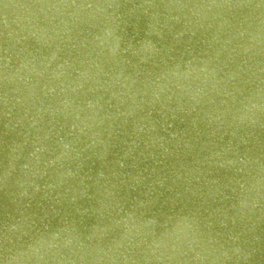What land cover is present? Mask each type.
<instances>
[{
	"label": "water",
	"instance_id": "obj_1",
	"mask_svg": "<svg viewBox=\"0 0 264 264\" xmlns=\"http://www.w3.org/2000/svg\"><path fill=\"white\" fill-rule=\"evenodd\" d=\"M0 264H264V0H0Z\"/></svg>",
	"mask_w": 264,
	"mask_h": 264
}]
</instances>
